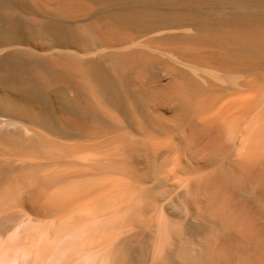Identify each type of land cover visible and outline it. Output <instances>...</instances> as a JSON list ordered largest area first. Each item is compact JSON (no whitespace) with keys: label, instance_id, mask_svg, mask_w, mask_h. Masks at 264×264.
Instances as JSON below:
<instances>
[{"label":"bare ground","instance_id":"obj_1","mask_svg":"<svg viewBox=\"0 0 264 264\" xmlns=\"http://www.w3.org/2000/svg\"><path fill=\"white\" fill-rule=\"evenodd\" d=\"M0 264H264V0H0Z\"/></svg>","mask_w":264,"mask_h":264}]
</instances>
